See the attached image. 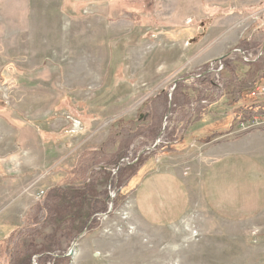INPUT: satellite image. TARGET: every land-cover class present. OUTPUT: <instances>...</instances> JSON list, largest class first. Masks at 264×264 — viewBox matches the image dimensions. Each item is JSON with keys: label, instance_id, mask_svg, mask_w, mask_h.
<instances>
[{"label": "rangeland", "instance_id": "obj_1", "mask_svg": "<svg viewBox=\"0 0 264 264\" xmlns=\"http://www.w3.org/2000/svg\"><path fill=\"white\" fill-rule=\"evenodd\" d=\"M263 57L264 0H0V264H264V170L234 158L226 194L203 191L264 149V115L234 123L264 79L235 93L216 63L241 77ZM78 158L67 183L102 194L82 231L47 214ZM170 172L187 198L140 224L131 186Z\"/></svg>", "mask_w": 264, "mask_h": 264}, {"label": "crops", "instance_id": "obj_2", "mask_svg": "<svg viewBox=\"0 0 264 264\" xmlns=\"http://www.w3.org/2000/svg\"><path fill=\"white\" fill-rule=\"evenodd\" d=\"M239 38L240 37H238V42L240 41ZM159 54L156 56V58L159 56ZM128 63L130 65V60ZM147 63L148 61L142 67L143 69H145L144 72H147ZM130 68L135 69L134 67H130ZM143 69H138L134 71V73L140 72L143 74ZM263 152H264V149L262 150V153L252 154L250 152V149H246V151H239V152L237 151V152L230 153L224 156V158L219 160L218 164L215 167H213L212 169H209L210 171L208 170L207 176L205 175L203 191H205V188L209 189L210 186L211 188L219 189L218 180L221 183H223L224 186L227 185V180H228L227 178H230V177L232 178V176L235 175L234 170L236 168V164L232 163V162H236V159L234 158H237V157L245 158V160L248 161L247 165L251 164V166H258L264 170V163H262L261 161L262 158H260V157H263L264 155ZM169 174L171 175L167 176L165 174H160V173L152 174L150 176L140 179L137 182L136 186H133V187L131 186V189L129 192L132 193V202L134 205L135 217L137 221L140 222V224L146 225L148 227H153V228L154 227L155 228L167 227L169 223L161 224L158 221L160 218L158 219L155 218L154 211H155L156 201H158L162 205H166L170 203L175 205L177 203V196H178V201L181 198V201H180V205H181L182 199L187 198V193L189 192L187 191V187H188L187 184L183 182L181 177L179 179V177L175 175V173L170 172ZM221 175H224V178L226 177L227 178L223 180L220 177ZM240 189H242L240 186L235 187L236 192H240ZM219 191L222 192L223 194H226L225 190L219 189ZM178 192L180 194H177ZM167 199H169L170 201H168ZM189 203L190 202H188L186 206H189ZM184 207L185 205L182 204L181 209ZM178 211H177L176 216L178 215ZM180 212L181 214L177 218V220L174 221V224L178 221L180 217L183 216V213H185V211L184 212L180 211Z\"/></svg>", "mask_w": 264, "mask_h": 264}, {"label": "trees", "instance_id": "obj_3", "mask_svg": "<svg viewBox=\"0 0 264 264\" xmlns=\"http://www.w3.org/2000/svg\"><path fill=\"white\" fill-rule=\"evenodd\" d=\"M243 42V41H242ZM259 63L256 65H253L250 67L249 70H247L245 73H242V76L240 77L235 71V68L233 66H227L225 67L222 71H224L222 74V76L226 79V77H229V75L227 74H234V77H229V81H236V84H240L238 87H235V84H228L232 86V89L235 93L240 92H246L248 90L251 89H255V87H257L260 82L264 79V57L261 58L259 61ZM176 90V88H175ZM174 90V91H175ZM264 115V109L260 106H256L253 105L251 107H247L246 109H242L240 110L237 114H236V118L234 120V123L236 121L237 124H241L243 122H245L246 120L254 117V116H261ZM119 163L120 162H116L115 164L112 165H98L97 167V174L102 173L103 175H110L111 173H113V171L116 169V171H118L117 169H119ZM81 168V160L78 158L77 162H76V166L74 169H72V172H69L67 174V176L65 177V179L63 180L62 184H59L58 187L54 188V192H58L57 195L51 196L50 200H51V209L50 212H48L47 214L50 215L52 214V218L55 216L57 217L56 219H58L59 221H61L62 223L68 224V223H74V220L78 219L77 222H79V227L80 230L82 231L84 228V224H83V215H82V211H84V206L85 207H90V209L92 210L93 205H91L92 200H95L96 197H100L102 194H98L96 192V186L92 189L88 184H80V185H73L71 183H67L69 180H71L74 175L77 173L75 172L76 169L79 170ZM115 171V172H116ZM124 171L120 170V173H123ZM106 173V174H105ZM127 174V173H126ZM125 176V175H124ZM129 176V175H127ZM131 177V176H130ZM129 177V178H130ZM107 178V177H106ZM110 178V177H108ZM113 180V178H112ZM119 182L117 181V184ZM90 185H92L91 183H89ZM99 184V181H98ZM99 186V185H98ZM111 186V185H110ZM55 194V193H54ZM120 192L118 191V194L116 196V198L118 197L117 200L121 199V195H119ZM116 200V199H115ZM90 201V202H89ZM40 202V201H39ZM89 204V205H88ZM98 211V209H93V212ZM106 211V209H101L100 212ZM94 215V214H93ZM92 215V216H93ZM95 221V219L93 221H91L90 223L92 224ZM5 249H8V247H5ZM4 247L2 248L0 254H3L4 252ZM31 254L34 252L33 250H30ZM30 259L27 258V260ZM60 261H58L59 263ZM24 263H27V261H24ZM29 264V262L27 263Z\"/></svg>", "mask_w": 264, "mask_h": 264}, {"label": "built area", "instance_id": "obj_4", "mask_svg": "<svg viewBox=\"0 0 264 264\" xmlns=\"http://www.w3.org/2000/svg\"><path fill=\"white\" fill-rule=\"evenodd\" d=\"M256 20H259V18L258 19H256ZM257 22V21H256ZM216 64H218V67L219 68H216V70H218V71H222L223 70V65H222V62H218V63H216ZM216 76H219V73H218V75H216ZM126 161H128V160H126ZM111 191V190H110ZM114 198V197H113Z\"/></svg>", "mask_w": 264, "mask_h": 264}]
</instances>
